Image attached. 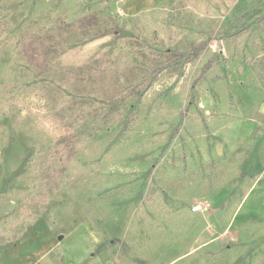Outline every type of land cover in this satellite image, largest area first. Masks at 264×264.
<instances>
[{
	"label": "rangeland",
	"instance_id": "obj_1",
	"mask_svg": "<svg viewBox=\"0 0 264 264\" xmlns=\"http://www.w3.org/2000/svg\"><path fill=\"white\" fill-rule=\"evenodd\" d=\"M253 119L264 0H0V264H264Z\"/></svg>",
	"mask_w": 264,
	"mask_h": 264
},
{
	"label": "crops",
	"instance_id": "obj_2",
	"mask_svg": "<svg viewBox=\"0 0 264 264\" xmlns=\"http://www.w3.org/2000/svg\"><path fill=\"white\" fill-rule=\"evenodd\" d=\"M239 127L240 129L238 132V136L235 138L233 145L237 147H240L241 145L246 143L253 145V143H255L254 141L258 140V142L256 143L257 145L251 147L249 153L251 152L254 153V151L257 150L256 151L258 153L257 156H259V161H261L262 164L260 165V170L255 171L256 173L255 180L251 183L249 188L244 192V195L241 196L239 200H237V202L234 204L236 210L233 213V216L237 213L236 216L238 217L244 215L243 207L245 206V203L249 201L251 198L253 199V202L250 204L251 207L255 208L257 206L264 205V122H261L256 119L245 120L240 124ZM209 208L210 207H207L206 209H203V211H209L211 209ZM213 210H216V208L210 210L211 214L213 213ZM233 216H231L229 223L231 222ZM211 232L212 234L210 235L213 236L214 238L212 237L213 239L210 240V242H208L206 246L213 244L214 241L220 240L221 239L220 236L225 235L226 233L223 231H218L217 234L216 231L214 232V230Z\"/></svg>",
	"mask_w": 264,
	"mask_h": 264
},
{
	"label": "built area",
	"instance_id": "obj_3",
	"mask_svg": "<svg viewBox=\"0 0 264 264\" xmlns=\"http://www.w3.org/2000/svg\"><path fill=\"white\" fill-rule=\"evenodd\" d=\"M207 206L206 205H197L196 207H194L195 211L197 210H203V209H206Z\"/></svg>",
	"mask_w": 264,
	"mask_h": 264
}]
</instances>
